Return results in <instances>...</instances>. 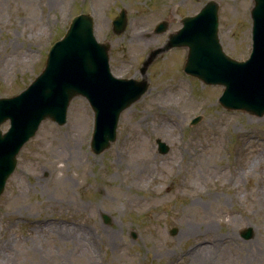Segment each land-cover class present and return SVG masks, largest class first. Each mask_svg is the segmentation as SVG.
Masks as SVG:
<instances>
[{
  "label": "rangeland",
  "instance_id": "1",
  "mask_svg": "<svg viewBox=\"0 0 264 264\" xmlns=\"http://www.w3.org/2000/svg\"><path fill=\"white\" fill-rule=\"evenodd\" d=\"M207 1L0 0V96L28 86L78 13H92L97 39L110 42L112 72L140 78L148 52ZM217 1L223 48L246 59L254 0ZM122 7L128 25L115 34ZM163 19L168 29L155 32ZM187 51L150 65L149 90L100 153L85 97L71 101L65 124L42 121L0 196V264H264V115L223 107V86L184 72ZM224 238L199 262L197 244Z\"/></svg>",
  "mask_w": 264,
  "mask_h": 264
},
{
  "label": "water",
  "instance_id": "2",
  "mask_svg": "<svg viewBox=\"0 0 264 264\" xmlns=\"http://www.w3.org/2000/svg\"><path fill=\"white\" fill-rule=\"evenodd\" d=\"M219 8L216 0H209L197 14L184 16L182 27L170 33L164 45L150 50L140 67L141 79L115 76L109 63L110 43L97 40L91 14L76 15L65 35L50 47L46 65L36 78L20 93L0 97V196L24 144L44 119L64 124L76 96L86 97L94 111L93 151L100 153L110 147L117 138L122 111L149 89V66L173 47L188 48L185 72L207 84L224 86L219 97L224 107L264 115V0H254L252 52L245 60L224 51L218 34ZM127 22V11L122 8L113 20V31L121 34ZM168 26L169 21L162 20L155 32H164ZM7 120L10 127L3 132L1 125ZM157 143L160 152L168 151L160 138ZM176 230L174 227L172 232ZM251 232L249 228L243 235L249 237Z\"/></svg>",
  "mask_w": 264,
  "mask_h": 264
},
{
  "label": "bare ground",
  "instance_id": "3",
  "mask_svg": "<svg viewBox=\"0 0 264 264\" xmlns=\"http://www.w3.org/2000/svg\"><path fill=\"white\" fill-rule=\"evenodd\" d=\"M135 34H136L135 38H142V36H140L138 33ZM68 230L69 228L67 227V231ZM228 239L229 238H224L223 240H219V239L205 240L197 244L196 248L201 253L199 262H201L202 260H203L202 263L211 262L212 261L211 254L218 252L223 245L229 244L230 241Z\"/></svg>",
  "mask_w": 264,
  "mask_h": 264
}]
</instances>
